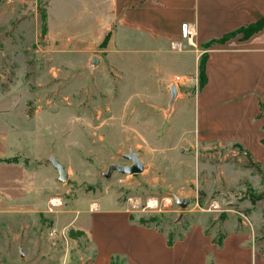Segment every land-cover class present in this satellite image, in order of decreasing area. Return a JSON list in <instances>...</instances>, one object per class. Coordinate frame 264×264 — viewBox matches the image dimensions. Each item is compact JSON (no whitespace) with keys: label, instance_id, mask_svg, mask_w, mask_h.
<instances>
[{"label":"rangeland","instance_id":"obj_1","mask_svg":"<svg viewBox=\"0 0 264 264\" xmlns=\"http://www.w3.org/2000/svg\"><path fill=\"white\" fill-rule=\"evenodd\" d=\"M99 1L0 0V131L15 147L5 162L37 172L34 199L0 207V264H94L87 233L69 219L87 200L104 197L174 238L198 223L213 243L244 233L264 257V166H251L236 144H205L195 135L206 53L139 34L128 41L147 42V57L124 63L85 51L101 33ZM178 76L184 82L171 104ZM131 152L143 172L109 177L111 166L133 165Z\"/></svg>","mask_w":264,"mask_h":264},{"label":"crops","instance_id":"obj_2","mask_svg":"<svg viewBox=\"0 0 264 264\" xmlns=\"http://www.w3.org/2000/svg\"><path fill=\"white\" fill-rule=\"evenodd\" d=\"M99 11L101 33L85 51L98 50L124 63L134 55L147 57L152 47L145 41H128L130 34L161 46L181 48L188 42L203 49L207 83L193 103L197 140L240 145L264 166V28L248 39L237 35L206 49L209 42L263 19L264 0H100ZM183 24L192 30L190 40L182 37ZM119 37L126 41L116 42ZM10 137L0 131V207L27 202L37 193L36 170L23 162H5L15 150ZM83 208L79 215L71 214L69 224L87 233L94 264H113L117 258L125 264H210V259L216 264H248L249 255L252 264H258L263 257L246 245L249 239L241 232H231L218 248L198 223L188 228L183 240L170 245L165 233L142 225L134 211L114 198L87 200Z\"/></svg>","mask_w":264,"mask_h":264},{"label":"trees","instance_id":"obj_3","mask_svg":"<svg viewBox=\"0 0 264 264\" xmlns=\"http://www.w3.org/2000/svg\"><path fill=\"white\" fill-rule=\"evenodd\" d=\"M263 28H264V18L261 19L260 21L256 22V23L252 24V25H249L247 27L241 28L237 32H234L232 34H229L228 36H226V37H224L222 39L214 40V41L209 42L206 45V49L208 47H211V46L215 45V44H224L228 39L233 38V37H236L237 35H243V38L244 39H248L253 34L259 32ZM109 38H110V35H107V37L105 38L102 46H105L107 44ZM206 67H207V56H205V60H204V64H203V74H202V77H201V80L202 81H201V84H200V89H202L206 85V83H207ZM237 147L240 150L244 151L246 153V155L250 158L251 166H254L258 170H260V165L257 164V163H255L253 161L251 154L248 151L244 150V148L242 146L237 145ZM140 223L142 225H144V226L153 227L156 230L160 231L161 233H164V231L158 229L157 226H153L152 224H149V223L143 222V221H140ZM187 230H188V228H185V233L187 232ZM167 236H168V242H169V244L170 245H173L177 241L183 240L184 237H185V234H182V235H180L177 238H174V236H171L170 234H168ZM226 237H227V234H225V236L220 237L219 239H215L214 240V243L221 247V246H223V243H224V240H225Z\"/></svg>","mask_w":264,"mask_h":264},{"label":"water","instance_id":"obj_4","mask_svg":"<svg viewBox=\"0 0 264 264\" xmlns=\"http://www.w3.org/2000/svg\"><path fill=\"white\" fill-rule=\"evenodd\" d=\"M93 62L95 64L99 63V60L97 58L93 59ZM171 95H172V100H171V104L174 103V101L176 100L177 96H178V88L176 86L171 87ZM126 158L128 160H131L133 162V165L131 166H120V165H113L110 167L109 172H108V176L110 177L115 171L121 172L123 174H140L143 172L144 170V164L143 162L140 160V157L138 155H136L134 152H131L130 155H127ZM52 163L54 168L57 170L58 174H59V181L60 182H67L69 175L68 172L65 170V167L60 164L58 162L57 159L52 158ZM189 203V200H183L181 202V205L183 207H186Z\"/></svg>","mask_w":264,"mask_h":264},{"label":"built area","instance_id":"obj_5","mask_svg":"<svg viewBox=\"0 0 264 264\" xmlns=\"http://www.w3.org/2000/svg\"><path fill=\"white\" fill-rule=\"evenodd\" d=\"M181 32H182V37L184 38V39H187V40H190V38L192 37V30L190 29V27H189V25L188 24H183L182 25V28H181ZM174 47V46H173ZM175 48V47H174ZM183 82H184V78H182V77H180V76H178V77H176V79H175V84H176V86H177V88L181 85V84H183ZM56 232H52L51 233V236H56Z\"/></svg>","mask_w":264,"mask_h":264},{"label":"bare ground","instance_id":"obj_6","mask_svg":"<svg viewBox=\"0 0 264 264\" xmlns=\"http://www.w3.org/2000/svg\"><path fill=\"white\" fill-rule=\"evenodd\" d=\"M191 43H192V42H191ZM191 43H190V44H191ZM148 204H149V206H151V207H155L157 203H156L155 200H152V199H151V200H149Z\"/></svg>","mask_w":264,"mask_h":264}]
</instances>
